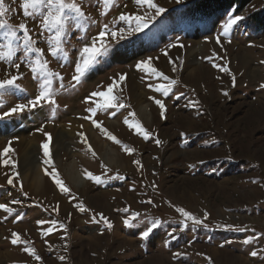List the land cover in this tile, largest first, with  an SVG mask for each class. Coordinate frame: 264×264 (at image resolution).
Listing matches in <instances>:
<instances>
[{"label": "rangeland", "instance_id": "1", "mask_svg": "<svg viewBox=\"0 0 264 264\" xmlns=\"http://www.w3.org/2000/svg\"><path fill=\"white\" fill-rule=\"evenodd\" d=\"M195 1L153 0L165 9L163 13L143 31L112 40L111 30L129 28L118 20L120 14L154 16L155 9L136 0H115L110 9L98 0H78L90 19L70 31L63 45L67 58L57 59L48 54V33L41 31L40 20L25 18L20 0H5L10 6L5 19L13 25L27 23L49 68L63 77V87L54 79L56 105L4 116L33 99L39 81L23 52L14 59L19 70L0 62V79L21 77L18 89L0 90V152L12 149L0 156V204L12 209L0 210V250L17 249L13 257L2 252L7 258H0V264H10L7 259L14 257L17 264H264V27L252 31L244 23L249 15L263 11L264 0H252L241 10L186 16L185 9ZM236 16L243 19L223 35L229 18ZM105 24L110 52L76 83L72 77L79 49ZM148 58L153 67L178 81L167 96L154 89L168 81L136 68ZM189 66L196 68L191 75L186 73ZM132 80L146 105L141 112ZM114 82L113 95L125 107L97 109L93 115L88 109L96 107L93 101L99 98L89 99L90 94L106 92ZM153 97L164 102L163 117ZM85 117L102 122L121 143ZM125 119L138 120L149 138L130 129ZM59 130L66 134L58 135ZM22 137L34 144L42 177L37 189L30 186L31 178L24 177ZM44 143L49 144L52 164L44 163L48 159ZM102 144L115 154V162L103 159ZM123 145L134 151L129 154ZM5 159L15 167L4 165ZM69 162L78 184L67 175ZM53 168L69 192H62L46 174ZM85 170L101 177V182L87 179ZM92 193L99 194L105 207L94 205ZM181 208L201 223L186 219L177 211ZM101 213L111 229L100 220ZM13 233L20 243H12ZM26 247L35 249L41 259L25 252Z\"/></svg>", "mask_w": 264, "mask_h": 264}, {"label": "snow or ice", "instance_id": "2", "mask_svg": "<svg viewBox=\"0 0 264 264\" xmlns=\"http://www.w3.org/2000/svg\"><path fill=\"white\" fill-rule=\"evenodd\" d=\"M99 4H102L104 7L109 8L114 6L115 0H98ZM138 5H147L150 9H155V15H131V14H120L118 17L119 21H124L129 24L127 32L124 28H120L119 31L111 30L110 36L112 40L124 39L125 35H132L134 32L143 31L149 26L150 20H155L156 16H159L165 11L164 8L158 7L153 0H136ZM20 7L23 10V16L25 18L39 19L40 28L42 32L48 33L46 37V42L48 44V54L57 59L67 58V51L64 49L63 45L66 42L70 31L72 29H81L83 25L89 21L90 17L84 12L82 5L78 0H20ZM10 11V6L5 4V0H0V62H6L14 66L17 70L20 68V63H14V59L17 56L18 52H23L25 59L28 61L31 72L34 75V78L38 79V94L27 104H18L15 107H12L8 112L4 113V116H10L12 114L20 113L25 110L31 111L37 106L47 105H56L55 100V90L53 88L54 79L61 81V87H63L62 81L63 77L58 72H54L49 68V61L45 57L44 49L37 46V41L33 39L30 34V29L26 22H21L19 25H13L9 22L8 19H5L8 12ZM102 14H107L103 12ZM243 19L240 16L235 18H229L228 22L224 26L223 35L227 36L229 29L237 23V21ZM135 22V27L132 28V22ZM115 23V21H114ZM109 36V25H103V30L99 31L96 37H93L91 43H85L84 46L79 49L80 59L75 64V75L72 77L76 83H79L85 72L96 64L100 59L105 57L110 52V45L107 43V38ZM217 43H219V37H217ZM182 46V45H181ZM171 63V61H169ZM136 68L138 70L144 71L146 74H150L153 77L158 79H163L168 81L167 84H160L154 90L156 92H161L163 95L167 96L171 86L178 83L177 80L170 79L164 73L157 70L152 66L151 58L147 60H142L137 63ZM223 71H229L227 68L222 69ZM173 71H176L175 66ZM21 77L19 75H10L9 78L0 79V90L10 89V88H19V85L16 83ZM120 81L125 79V74L120 75ZM235 78L233 77V81ZM116 86L115 82L112 85H109L106 92H93L90 94V97H98V100L93 101L96 104V107L88 109L93 115L96 114L97 109L107 110L114 108H124L123 103H118V98L113 95V89ZM149 87H152L149 85ZM264 88V84L261 85ZM227 95V93H225ZM2 99V97H0ZM154 102L161 109V116L165 114V104L162 100L155 99ZM134 117L135 113H131ZM85 119H91V117H85ZM91 122L94 126L99 128L109 139L113 140L116 143H121L115 136H113L106 128L102 127V122H98L95 119H91ZM124 123L128 125L130 129H134L138 135H142L145 139H148L150 133L144 129L142 124L135 120L134 122H129L128 119H125ZM51 140L50 134L45 133ZM155 143L157 145L161 144L159 139H156ZM45 157H48L44 161L45 164H52L49 153V144L44 143L42 145ZM90 148V146H89ZM123 148L126 152L131 154L134 149L123 145ZM91 150V149H90ZM12 149L9 147L4 148L3 152H0V156L7 155ZM93 155L95 153L93 152ZM12 163V166L15 167V162H12L8 159L3 160L4 165ZM139 164V161H135ZM46 174L52 176V179L55 181L57 187L60 188L62 192H69V189L64 185V182L58 178V173L53 168L51 173ZM85 176L87 179L92 180L96 183L101 182V177L93 175L91 172L85 170ZM8 183L11 185L13 183L12 177L8 178ZM22 187V186H21ZM18 202V201H17ZM80 211H85V208L82 205H78ZM0 210L4 212H11L12 209L7 204H0ZM186 219L192 220L196 224H200L201 221L196 219L191 213L185 211L184 209H177ZM100 215V220H102L108 229L112 228V224L103 216ZM40 224L45 223L44 221H39ZM125 225H129V220L124 221ZM158 223V222H157ZM157 223L153 224V227L157 226ZM49 233L53 231L52 228L47 230ZM150 231V229H149ZM149 234L148 231H145L144 236L147 237ZM12 239L13 244H18L21 242L20 237L17 233H13ZM25 252H28L35 259L40 260L41 257L36 254L35 249L25 248ZM253 256H256V252L251 253ZM61 260L64 257H60Z\"/></svg>", "mask_w": 264, "mask_h": 264}, {"label": "bare ground", "instance_id": "3", "mask_svg": "<svg viewBox=\"0 0 264 264\" xmlns=\"http://www.w3.org/2000/svg\"><path fill=\"white\" fill-rule=\"evenodd\" d=\"M190 51H192V49H190ZM190 53L192 54V52H190ZM124 57H127V55H125ZM194 67L192 66V68H191V66H189L186 70V73L188 75L190 73H193L196 69ZM131 85H132L131 86L132 89L136 90L137 94L140 96L137 105H138V110L141 112V111H143V109H145V106H146L143 104V99L141 97V91H139V86L135 83L134 80H132ZM64 134H66L64 130L58 131V135L63 136ZM21 142H22V146H23V151H22V155H21V165H22V168L25 172L24 177L25 178H31L30 186L34 189H37L42 184V177H41L40 172H39V168H38L39 166H37V164L35 162V158L33 156V148H34L33 145L34 144L32 143L31 139L26 141L25 137H22ZM101 154L103 156V159L109 164L116 161L115 154L107 147V145L102 144ZM66 169L68 171L67 172L68 177L71 180H73V182L75 184H78V182H80V180H79V178L75 172L73 162L67 163ZM30 171H32L33 173L30 174L29 173ZM89 199L94 203V205H97V206L102 207V208L105 207L104 202L100 199L99 194L92 193L89 196ZM0 256H1V250H0Z\"/></svg>", "mask_w": 264, "mask_h": 264}, {"label": "trees", "instance_id": "4", "mask_svg": "<svg viewBox=\"0 0 264 264\" xmlns=\"http://www.w3.org/2000/svg\"><path fill=\"white\" fill-rule=\"evenodd\" d=\"M252 0H197L185 9L188 17H198L215 14L219 11L235 8L241 10ZM245 26L252 31L264 27V9L255 12L244 19Z\"/></svg>", "mask_w": 264, "mask_h": 264}, {"label": "crops", "instance_id": "5", "mask_svg": "<svg viewBox=\"0 0 264 264\" xmlns=\"http://www.w3.org/2000/svg\"><path fill=\"white\" fill-rule=\"evenodd\" d=\"M5 250H6V253H7L6 256L13 257V255H14V256L17 255V249H14V248H10V247H8V248L5 249ZM5 250H3V251L5 252ZM3 251H1V256H0L1 258L5 256V255H3L4 253L2 254ZM6 256H5V257H6ZM5 257H4V258H5ZM6 258H7V257H6ZM7 260H8V262H10V264H17V258H15V257H14V258H8ZM9 260H10V261H9Z\"/></svg>", "mask_w": 264, "mask_h": 264}]
</instances>
